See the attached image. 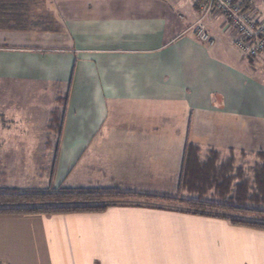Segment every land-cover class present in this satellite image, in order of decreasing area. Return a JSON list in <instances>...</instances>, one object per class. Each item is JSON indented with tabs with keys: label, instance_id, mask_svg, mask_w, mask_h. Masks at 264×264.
I'll return each mask as SVG.
<instances>
[{
	"label": "crops",
	"instance_id": "1",
	"mask_svg": "<svg viewBox=\"0 0 264 264\" xmlns=\"http://www.w3.org/2000/svg\"><path fill=\"white\" fill-rule=\"evenodd\" d=\"M42 1L32 2L19 28L3 31L54 28L64 36L59 50L68 53L71 70L53 180L95 149L87 152L91 173L125 184L124 190L146 189L137 181L155 179V172L132 160L134 150L144 149L148 158L156 145L150 133L157 124L150 117L158 112L177 119L195 108L234 116L237 99L257 87L258 68L264 76V50L241 55L222 16L205 19L211 43L196 36L191 26L198 0H50L46 15ZM253 5L264 16V0ZM13 49L32 48L0 47ZM156 103L169 109L159 112ZM205 152L200 147L202 157ZM139 204L93 213L0 215V262L264 264L263 230Z\"/></svg>",
	"mask_w": 264,
	"mask_h": 264
},
{
	"label": "rangeland",
	"instance_id": "2",
	"mask_svg": "<svg viewBox=\"0 0 264 264\" xmlns=\"http://www.w3.org/2000/svg\"><path fill=\"white\" fill-rule=\"evenodd\" d=\"M34 1L28 0L25 5L28 16ZM43 6L45 15L50 13V0H43ZM63 37L54 28H45L40 34L32 31H0V47L32 48L23 52L16 49L0 50V188H45L60 185L123 190L126 188L125 184L108 181L88 170L87 152L95 149H87L79 163L67 170L64 178L58 180L56 177L51 181L48 177V168L55 151L53 147L45 148V126L49 110L55 105L53 95H58V92L60 95L66 93L71 70L67 63L68 53L59 50L63 46ZM257 70L253 76L257 87L252 88L251 96L247 90L245 100L242 97L237 99L234 116L225 118L212 111L195 108L188 109L184 115L186 121L183 115L176 119L175 116L158 112L159 116L150 117L149 121L154 120L157 124L156 132L150 133V139L156 145L154 149H148V158L142 154L144 149L134 150L136 155L132 160H140L142 170L149 168L151 172H155V179L143 178L137 181L146 186V189L141 187V190L148 189L163 194L177 193V174L182 146L186 140L198 143L203 153L207 148H213L223 157L232 148L234 165L242 164L245 169L244 177H253V167L258 161L255 153L264 151V76L260 73V68ZM155 108L159 112L169 109L157 103ZM243 110H250V114H244ZM110 118L111 116L108 120ZM182 122H186V125ZM52 140L51 145L54 146L56 141L54 138ZM182 195L189 196L185 191ZM212 196V191H209L205 198L209 200L214 198ZM123 204L128 205V202ZM140 205L149 206H138ZM166 206L171 205H162L159 209H167Z\"/></svg>",
	"mask_w": 264,
	"mask_h": 264
},
{
	"label": "trees",
	"instance_id": "3",
	"mask_svg": "<svg viewBox=\"0 0 264 264\" xmlns=\"http://www.w3.org/2000/svg\"><path fill=\"white\" fill-rule=\"evenodd\" d=\"M27 1L0 0V30L19 28L26 13ZM57 94L55 105L48 114L45 137V148L53 147L55 151L48 168V177L51 181L66 115L69 89L64 95H60V92ZM53 138L56 141L54 146L51 145ZM255 156L258 161L253 167V177L249 179L244 177L245 169L242 164L234 165L232 149H229L228 155L223 157L218 150L210 148L202 157L200 147L186 141L177 174L176 194L106 187H53L52 185L45 188L4 187L0 188V215L50 216L64 213H93L122 203L144 202L156 208H162V205H176V207H166L183 213L220 218L232 225L264 231V151H257ZM183 191L189 196H183ZM209 191H212L214 198L207 200L205 196Z\"/></svg>",
	"mask_w": 264,
	"mask_h": 264
},
{
	"label": "built area",
	"instance_id": "4",
	"mask_svg": "<svg viewBox=\"0 0 264 264\" xmlns=\"http://www.w3.org/2000/svg\"><path fill=\"white\" fill-rule=\"evenodd\" d=\"M254 0H198V18L191 29L204 42L212 38L205 25L207 17L220 15L232 31V43L243 56H256L264 50V16Z\"/></svg>",
	"mask_w": 264,
	"mask_h": 264
}]
</instances>
